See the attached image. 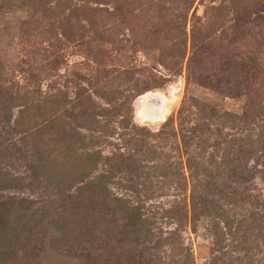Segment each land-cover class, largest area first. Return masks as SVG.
Listing matches in <instances>:
<instances>
[{
    "label": "rangeland",
    "instance_id": "obj_1",
    "mask_svg": "<svg viewBox=\"0 0 264 264\" xmlns=\"http://www.w3.org/2000/svg\"><path fill=\"white\" fill-rule=\"evenodd\" d=\"M0 264H264V0H0Z\"/></svg>",
    "mask_w": 264,
    "mask_h": 264
},
{
    "label": "bare ground",
    "instance_id": "obj_2",
    "mask_svg": "<svg viewBox=\"0 0 264 264\" xmlns=\"http://www.w3.org/2000/svg\"><path fill=\"white\" fill-rule=\"evenodd\" d=\"M161 95H159L158 93L157 94H149L148 96H147V100H151L152 99V101H154V100H156L155 102H156V109H150L149 111L150 112H152V114H161V112L163 111V104H161L159 101H158V99L157 98H159ZM143 114V113H142ZM164 115H166V112L162 115L163 116V118H164ZM152 118V117H151ZM140 120L141 121H146V120H144V119H142L141 117H140ZM163 120V119H162ZM160 121V120H159Z\"/></svg>",
    "mask_w": 264,
    "mask_h": 264
},
{
    "label": "water",
    "instance_id": "obj_3",
    "mask_svg": "<svg viewBox=\"0 0 264 264\" xmlns=\"http://www.w3.org/2000/svg\"><path fill=\"white\" fill-rule=\"evenodd\" d=\"M157 99H158V101H159L161 104H163V105L165 104V99H163L162 96H160V97L157 98ZM155 101H156V100H154V101L152 102V105H151V108H150V109H156V102H155ZM164 111H165V110H163L162 113H163ZM162 113H161V114H158V119H156V120H162V119L165 118V117L163 118V116H162L163 114H162ZM142 119H144V120H147V119H148V120H151V121H155V120H154L153 118H151V117H146V118L143 117Z\"/></svg>",
    "mask_w": 264,
    "mask_h": 264
}]
</instances>
